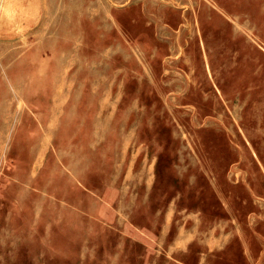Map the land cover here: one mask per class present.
I'll return each mask as SVG.
<instances>
[{
	"label": "rangeland",
	"instance_id": "obj_1",
	"mask_svg": "<svg viewBox=\"0 0 264 264\" xmlns=\"http://www.w3.org/2000/svg\"><path fill=\"white\" fill-rule=\"evenodd\" d=\"M0 264H264V0H0Z\"/></svg>",
	"mask_w": 264,
	"mask_h": 264
}]
</instances>
